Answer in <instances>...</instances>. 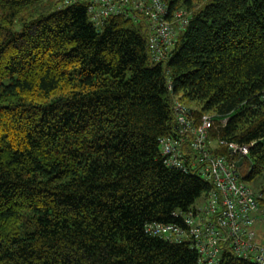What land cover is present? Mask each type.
Listing matches in <instances>:
<instances>
[{
    "label": "trees",
    "instance_id": "trees-1",
    "mask_svg": "<svg viewBox=\"0 0 264 264\" xmlns=\"http://www.w3.org/2000/svg\"><path fill=\"white\" fill-rule=\"evenodd\" d=\"M165 1L191 20L154 63L143 17L98 29L86 3L0 0V264H199L148 232L185 229L214 189L165 163L175 99L197 125L214 116L210 142L250 147L240 180L262 178L264 209V0ZM221 251L218 264H255Z\"/></svg>",
    "mask_w": 264,
    "mask_h": 264
},
{
    "label": "built area",
    "instance_id": "built-area-1",
    "mask_svg": "<svg viewBox=\"0 0 264 264\" xmlns=\"http://www.w3.org/2000/svg\"><path fill=\"white\" fill-rule=\"evenodd\" d=\"M77 3L88 5L90 22L98 29L112 17L133 20L143 17L154 63L169 60L178 34L185 31L191 20L188 10L180 8L171 12L165 0H62V7ZM169 89L172 91L171 85ZM173 110L179 137L177 140H160L166 165L184 172L196 170L213 184L214 189L202 204L182 216L185 229L177 225L155 224L150 225L148 232L172 243H189L200 256L199 264H218L225 247L239 258L264 264V243L258 242L255 231L261 215L258 198L251 187L241 182L238 168L248 157L250 147L223 140L212 143L208 139L214 125L212 115H205L197 125L192 111L177 99ZM186 143L195 156L191 163L183 150ZM222 147L230 149L238 160L229 161L227 157L214 153Z\"/></svg>",
    "mask_w": 264,
    "mask_h": 264
},
{
    "label": "rangeland",
    "instance_id": "rangeland-1",
    "mask_svg": "<svg viewBox=\"0 0 264 264\" xmlns=\"http://www.w3.org/2000/svg\"><path fill=\"white\" fill-rule=\"evenodd\" d=\"M205 1V0H202ZM178 100V99H177ZM179 101V100H178ZM180 102V101H179ZM181 103V102H180ZM182 104V103H181ZM183 105V104H182ZM185 106V105H184ZM186 107V106H185ZM188 108V107H186ZM214 117V116H212ZM260 181H262V178H258L256 182H250L248 183V185L254 190L257 191L258 187H257V183H259ZM263 199H264V194H263ZM256 233H257V240H261L262 243H264V209H262L261 215H260V219H258L257 224H256ZM259 242V241H258Z\"/></svg>",
    "mask_w": 264,
    "mask_h": 264
},
{
    "label": "crops",
    "instance_id": "crops-1",
    "mask_svg": "<svg viewBox=\"0 0 264 264\" xmlns=\"http://www.w3.org/2000/svg\"><path fill=\"white\" fill-rule=\"evenodd\" d=\"M213 146H214V145H213ZM256 232H257V231H256ZM257 237H258V236H257ZM258 241L262 243V241H261V240H259V239H258Z\"/></svg>",
    "mask_w": 264,
    "mask_h": 264
}]
</instances>
